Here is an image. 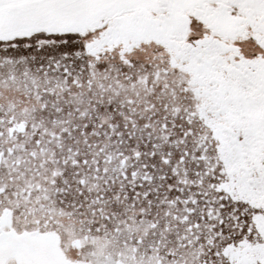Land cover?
Returning a JSON list of instances; mask_svg holds the SVG:
<instances>
[{"label": "snow or ice", "instance_id": "snow-or-ice-1", "mask_svg": "<svg viewBox=\"0 0 264 264\" xmlns=\"http://www.w3.org/2000/svg\"><path fill=\"white\" fill-rule=\"evenodd\" d=\"M0 264H264V0H0Z\"/></svg>", "mask_w": 264, "mask_h": 264}]
</instances>
